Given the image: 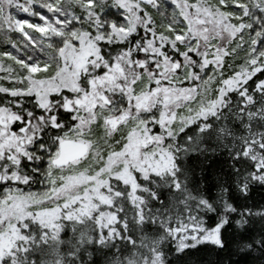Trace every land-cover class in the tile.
Returning <instances> with one entry per match:
<instances>
[{
  "label": "snow or ice",
  "instance_id": "obj_1",
  "mask_svg": "<svg viewBox=\"0 0 264 264\" xmlns=\"http://www.w3.org/2000/svg\"><path fill=\"white\" fill-rule=\"evenodd\" d=\"M38 9L46 10L51 16ZM109 10L118 14L119 22L106 15ZM150 10H154L159 20ZM21 13L37 17L39 22L21 18ZM114 28L130 30V34L123 36L114 32ZM81 32L88 33L97 48L87 65L77 69L60 52L68 44L79 47L81 41L77 37ZM0 40L20 53L24 49L18 41L22 42L26 49L38 50L45 57L36 60L32 55L21 56L0 49L3 58L0 59V94L4 97L0 108L15 113L9 134L23 141L0 153V185L3 186L0 203H10V198L17 194L50 202L49 206L58 212L57 221L51 226V238L64 243L67 233L62 221L73 225V233L78 232L75 242L70 241L69 264H116L115 254L104 249L113 246L115 240L124 239L129 231L123 201L128 198L131 204L128 193L134 186L122 178L126 166L136 178L137 194L145 189V182L164 179L165 174L153 172L146 176L132 166L127 148L134 134L152 141L143 146L142 154L156 156L157 149L172 154L175 165L166 175L178 191L181 166L177 153L183 151L187 160L204 151L207 140L219 139L217 132L222 129L218 130L214 121L222 113L227 120L225 110L231 111L233 96L240 106L234 113L237 121L242 122L240 113H246L249 123L245 127L251 129L253 117L264 120L260 116L264 112V0H232L231 5L229 0H219L214 5L207 0H171L170 4L166 0H132L131 4H121L120 0H0ZM238 50L244 53L243 63L217 81L220 87L214 90V95L203 99L199 90L206 88L218 71L223 74L228 58L239 55ZM64 68L77 73L75 85L56 76ZM41 73L57 80L55 90L47 99L30 90L34 80L45 78ZM236 79L240 81L239 86L226 89V82ZM21 82L25 86L19 90L11 87ZM25 98L28 104L24 103ZM114 122H120L118 128L113 127ZM68 139L87 143L88 156L78 163H58L61 145ZM233 157L236 163L242 157L253 161L254 168L246 173L245 180L237 178L240 169L233 165L236 175L231 183L225 179L223 191L231 192L235 186L239 196L245 198L254 184H264V159H258L264 157V137L259 141H245L243 151L234 152ZM39 161L46 162L43 170ZM30 166L35 173L42 171L41 182L46 187L41 191L24 192L17 186L34 181L35 177L25 171ZM65 172L68 174L61 175ZM73 173L86 177V183L76 184ZM89 198L96 206L90 209V215L82 212ZM152 199L163 203L158 192ZM204 199L207 200L205 213L201 217L197 209L196 219L203 220L206 231L219 229L220 242L214 244L218 249L227 246L233 224L244 227L249 217L264 215V209L238 207L230 199L227 207L218 212L212 199L207 196ZM140 200L139 208L133 205L136 228L143 233L149 225L161 227L154 217L144 215V197ZM208 212L215 215L209 217ZM104 213H111L115 224L99 223ZM21 215L22 218L9 217L0 223V231H12L8 226L13 223L19 231L18 241L0 250V264H20L21 241L29 245L22 249L23 264H46L36 258L29 262L27 254L38 239L48 242L50 226L41 224L36 209ZM189 219H192L190 209ZM90 223L96 225V231L94 238L86 239ZM34 224L40 228L39 238L32 233ZM175 228L163 226L167 245H172L168 248L161 244L157 250L163 264H199L203 259L199 253L206 248L201 245L214 242L197 243L204 232L193 228L173 236ZM184 235L189 237L187 247L178 243ZM193 236L197 239H192ZM127 239L136 245L131 236ZM119 264L135 262L129 259Z\"/></svg>",
  "mask_w": 264,
  "mask_h": 264
},
{
  "label": "trees",
  "instance_id": "obj_2",
  "mask_svg": "<svg viewBox=\"0 0 264 264\" xmlns=\"http://www.w3.org/2000/svg\"><path fill=\"white\" fill-rule=\"evenodd\" d=\"M170 2L171 0H166V4H170ZM207 2L214 5L219 3V0H207ZM231 3L232 0H229V5H231ZM4 6L7 7L6 4ZM169 10L171 11V9ZM38 11L46 12V10L41 9H38ZM150 11H152L153 17L159 20L160 17L154 12V10ZM229 11H232L231 7L229 8ZM46 14L51 16V13L46 12ZM20 15L21 18L39 22L37 17H30L23 13ZM106 15H111L112 18L117 19L119 22L118 14L112 13V10L106 12ZM246 19L248 18L246 17ZM138 20L139 17H137V21ZM236 23H239V21H236ZM177 26L179 27L180 25L178 24ZM84 27L88 26L84 25ZM116 33L127 36L130 34V30L123 29V32ZM15 35L18 34H14V36ZM80 35L84 38H88V33L86 32H81L79 36ZM245 38L247 39L248 37L246 36ZM18 44L20 48L24 49L23 53L16 52V49L9 45H4L3 40H0V49L5 48L6 50L13 51L15 54L21 56L25 54L32 55L36 60L45 59L43 54L38 50L31 48L26 49L24 44L19 41ZM113 47H115V45H113ZM238 51L239 55L228 58L223 67V74L221 75L218 71L213 80L208 83V86L199 90L203 99L207 100L209 97L214 95V90L220 87L217 81L223 79V76H228L243 63L244 53L243 51ZM49 71H51V69H49ZM45 76L47 77V74H45ZM232 81L235 80H229L226 82V89L231 90L229 89V84ZM239 83L240 82L235 85V88L239 86ZM249 83L251 84V81H249ZM11 99L14 100L15 98ZM3 102L4 97L0 94V103ZM24 103L28 104L26 98L24 99ZM28 106L30 107V105ZM239 107L237 97L233 96L232 102L229 105L231 111H228L227 109L225 110L228 117L227 120L224 119V114L222 113L221 118L214 121L216 128L218 130L222 129V131L217 132L219 139L214 137L211 140H207L205 142L207 144V148L204 151L200 152L198 155L190 156L187 160L184 158L183 151L177 153V158L179 159L178 163L181 166L179 173L180 187L178 191L171 186V177L166 175L170 172L169 171L166 173H160L165 174L164 179L154 180V182L151 183L145 182V189L141 190L139 194H137L136 188L135 191L132 190L128 193V197L131 199V204L128 202V198H126L123 201V208L129 223V231L124 234V239H117L114 241L113 246L104 249L105 252L115 254L116 264H119V261L127 262L129 259L133 260L135 264H163L157 250L161 247V244H164L168 248L172 246L171 244L167 245L168 236L166 233H163V226L165 228L168 226L175 228L180 224L181 226L175 228L172 232L173 236H175L177 232H184L187 228L205 230L203 220L196 219L197 209H199V215L201 217L205 213L204 206L207 205V200L204 199L205 196L213 200L215 209L218 212L223 211L227 207L229 199L235 202L238 207H249L253 210L264 209V184H254L249 196L245 198H241L239 196L235 186H233L231 192L223 191L225 179L227 178L228 183H231L232 178L236 175L233 172V165L240 169L237 178H243L245 180L248 178L246 173H250V171L254 168V162L243 157L239 163H236L233 153L242 152L245 141H251L252 139L259 141L262 137H264V120L259 117H253L251 120V129H248L245 127V125L249 123V117L246 113H240L243 116L242 122L236 120L234 113L238 112ZM7 110L11 111L10 109ZM260 116H264V112H260ZM66 141L74 140L68 139ZM213 149H215V151H213ZM258 159H264V157H258ZM94 162L95 156L93 155L92 163ZM37 163L41 165L42 170L43 167L46 166L45 161H39ZM92 163H90L89 166H92ZM174 165L175 160L173 159V167ZM33 166L25 169V171L35 177L34 181L29 184L17 185L19 188L23 189V191H40L46 187V185L41 182L43 180L42 171L41 173L33 172ZM63 174L68 173H61V175ZM249 182L251 183V181ZM2 191L3 186L0 185V192ZM157 192L159 193L160 199L163 203H159L152 199V195ZM141 196L144 197V215L150 218L154 217L157 222L162 225L158 228H154L149 225L148 231L143 233L135 226L134 220L136 209L133 208V205H136V208L140 207ZM1 205L2 203H0V208ZM189 209L192 213L191 220L189 219ZM109 214L114 217L111 213ZM88 215H90V212ZM207 215L211 217L215 214L213 212H208ZM228 215L229 219H232V214L229 213ZM193 221H195V223H193ZM208 222L210 223L211 221L209 220ZM62 223L65 224L64 231L67 233V236L64 237V243L61 244L58 240L52 239V229L49 228L50 238L48 239V242L45 244L38 239L37 243L32 245L29 253L27 254L29 262L32 258H36L38 261L46 262V264H69V249L71 247V243L75 242L78 232L73 233V225L71 223H68L67 221H62ZM110 224H115V217L113 222ZM95 231L96 225L90 223L85 233V238H94ZM32 233L36 234L39 238L40 228L35 224L33 225ZM115 235L118 237L119 233H115ZM127 236H131L134 240H136V245H133L127 239ZM228 241L227 246L223 249L216 248L214 243L201 245V247L206 248L199 253V255L203 258L199 264H264V215H253L249 217L246 221V226L244 227H237L233 224L232 228H230L228 232ZM28 246V244H25L22 241L20 242L21 251L18 253L20 264H23L25 258V254L22 249Z\"/></svg>",
  "mask_w": 264,
  "mask_h": 264
},
{
  "label": "rangeland",
  "instance_id": "obj_3",
  "mask_svg": "<svg viewBox=\"0 0 264 264\" xmlns=\"http://www.w3.org/2000/svg\"><path fill=\"white\" fill-rule=\"evenodd\" d=\"M120 2L121 4H131L132 0H120ZM113 30L114 32H123V29L114 28ZM44 31H46V29H44ZM77 38L81 41L80 46L76 47L72 44H68L61 49L60 55L66 62L75 65L77 69H79L86 66L89 58L96 54V45L94 40L88 39L87 37L84 38L82 35ZM0 59L3 58L0 57ZM7 63L10 65L13 64L12 61H7ZM39 75L44 76L45 78L41 80H34L30 90L37 91L42 98L47 99V97L55 90L57 80L56 77L49 79L44 73ZM56 76L71 82L73 85H75L76 80L78 79L77 73L69 72L66 68L61 69ZM238 82H240L239 79L232 81L229 84V89H234ZM24 86L23 82L11 85V87L16 88L17 90ZM15 119L16 115L13 112L7 109H0V139L3 140V143H0V153H3L6 148L15 147L18 143H23V141H20L18 137L9 134V128ZM119 123L120 122H114L113 127L117 128ZM149 142H152L150 138H146L139 133L132 136L127 148L132 166L139 168L146 176L153 172L166 173L171 171L173 167V157L169 152H167V150L160 151L157 149L159 155L156 156L141 153L143 146ZM89 151L88 144L81 140L63 142L61 145L60 159L58 163L64 164L68 161L78 162L81 158H85ZM73 176L76 184L86 183V177L75 176V174H73ZM122 178H124L127 183L132 184L134 186L132 190L135 191L136 178L131 174V171L127 166L122 170ZM29 191L31 190H25L24 192ZM10 201V203L3 202L1 205L0 223L7 220L9 217L22 218L21 214H26V212L30 209H36L38 213L37 218L40 220L41 224L47 223L50 226L49 228H51V226L57 221L58 212L54 207L49 206L50 202L31 200L26 194L23 196L17 194L14 198H10ZM39 205H44V207H39ZM95 207L96 206L92 204L91 198H89L88 203L84 205L82 212L88 214L90 209ZM99 219L101 224L108 225L113 222L114 217H112L109 213H104L101 214ZM8 227H10L12 231L9 232L7 229L0 231V250H4L11 246L19 238V231L16 229L15 223L9 225ZM193 230L196 231L197 229L193 228ZM198 230L199 232H204V235L200 236L199 239L195 236L191 237L192 239H197V243L202 241H213L214 244H217L220 242L219 229L214 231H206L202 229ZM188 239L189 237L184 235L181 236L178 242L182 247H187Z\"/></svg>",
  "mask_w": 264,
  "mask_h": 264
}]
</instances>
